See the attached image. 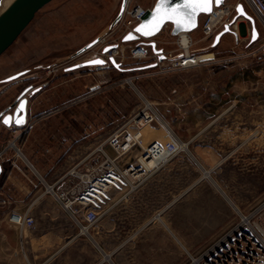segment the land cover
I'll return each mask as SVG.
<instances>
[{"label": "rangeland", "instance_id": "obj_1", "mask_svg": "<svg viewBox=\"0 0 264 264\" xmlns=\"http://www.w3.org/2000/svg\"><path fill=\"white\" fill-rule=\"evenodd\" d=\"M122 1H52L37 13L0 57L1 73L12 69L8 74L11 76L30 70L35 78H19L22 80L20 92L33 85L49 91L43 99L31 96V91L27 95L32 111L37 113L31 118V130L40 122L49 123L44 119L54 118L57 113L88 112L83 106L87 104L85 97L74 99L71 87L64 89L58 84L64 77L71 78L72 74H64L63 68L73 70L71 60L77 57L79 50L103 36L101 42L90 49L96 51L97 57L105 59L109 51L104 49L109 47L124 52L123 63L114 58L119 68L111 63L109 70L97 72L93 65L92 73L98 86L93 98L95 125L86 124L80 142L74 143L72 139L69 149L61 147L63 137H58L60 143L54 142L57 159L61 157L59 161L64 162L71 156L69 160L74 165L110 134L128 124L145 101L151 103L159 120L143 131L145 144L168 141V147H172L170 134L179 145L178 152L164 165L168 164L166 190H159L151 203L140 207L135 200L126 206L130 195L115 197L116 205L112 209L115 212L105 214L93 228L98 235L105 236L98 240V259L100 264H191V256L198 257L215 245L239 222L241 214H251L264 204V25L242 2L255 19L257 39L252 41L251 22L240 17L236 31L233 30L237 35L226 34L216 47L209 48L212 40L204 38L205 15L201 16L198 37L190 34L192 49L199 56L213 54L214 58L205 60L195 69L174 71L165 58L179 49L178 39L170 30L152 39L129 43L122 41L121 24L110 30ZM237 1L226 0L230 5ZM156 2L131 0V7L153 8ZM138 44L149 46L152 56L160 53L164 57L159 62L153 60L154 57L142 61L132 59L130 50ZM155 63L157 66L151 68ZM55 124L54 121L49 127L56 129ZM65 133L66 137L71 136ZM42 137L32 149L46 147L49 137ZM88 140L97 145L89 150L77 148ZM19 148L16 143L10 153L23 163L25 159L17 156ZM107 149L111 156L115 155L110 147ZM134 157L131 162L136 160ZM60 164L52 168L46 178L58 170ZM26 165L29 174H41L32 167L33 163ZM108 223L124 228L111 233L114 236H106Z\"/></svg>", "mask_w": 264, "mask_h": 264}, {"label": "crops", "instance_id": "obj_2", "mask_svg": "<svg viewBox=\"0 0 264 264\" xmlns=\"http://www.w3.org/2000/svg\"><path fill=\"white\" fill-rule=\"evenodd\" d=\"M245 6L247 9H251L248 5L245 4ZM198 32L199 29L190 34L196 38L199 35ZM95 52L90 50L73 58L71 60L74 62L73 70L67 71L69 67L63 68L64 74H72L70 75L71 78L64 77L58 83L64 89L71 87L74 99L79 96L85 97L87 104L83 106L88 108L87 113L81 111L72 114L57 113L54 118L44 119L49 120V123L40 122L31 130L7 128L0 125V264H100L97 245L98 240L105 238V236L98 235L94 229L90 231L88 236H80L78 226L71 215L62 209L53 195L45 192L47 185L54 184L60 175L65 173L74 163L69 160L71 156H68L64 162L59 161L61 157L57 159L58 155L55 152L57 148L54 142H57V138L62 136V142L58 141V143L63 145L61 147L67 146L69 149L70 146L68 145L72 139L75 140L74 143L80 142L82 134L86 131V124L91 125L90 123L96 119L93 98L97 95L98 86H96L95 75L92 73L93 65L81 67V65L98 58ZM1 70L2 68L0 73ZM11 70L8 72L5 70L0 74V114L12 107L19 98L21 93L19 88L22 87L19 83L22 80L18 79L23 77V80H32L35 78L30 70L8 76L11 74ZM16 75H19L17 79L9 81L11 77ZM29 88H31V96H37L39 99H43L49 93L48 90L45 91L40 86L33 85ZM103 89L105 90L106 87ZM86 93L88 95L84 96ZM30 102L28 124L32 125L31 118L35 117L37 113L32 111ZM66 116H71L67 119L72 120V123L68 122ZM54 121L56 122V129L49 127ZM93 124L95 125V123ZM65 132L71 136L66 137ZM42 136L49 137L45 142L47 143L46 147H41L39 150L38 148L32 149L34 143H40V140H43ZM22 137L24 138L21 139ZM16 143H19L20 147L17 149V156L20 152L22 155L20 158L25 159L23 163L10 153ZM95 144L97 145L94 141L88 140L87 143L77 148L85 147V150H89L94 148ZM75 152L76 149L73 153ZM43 157L45 159H42ZM26 162L33 163L32 167L37 168L41 174L36 176L29 174L26 169ZM59 163L61 164L58 170L46 178L49 171ZM168 164L151 174L136 192L128 197L127 207H129L131 200L136 201L137 207L147 205L154 200L155 194L159 190H166L165 183L169 176L165 175V172ZM59 172L60 174H58ZM186 192L187 190L184 191V193ZM114 212L115 210L111 213ZM12 213L19 214L25 220H31L32 223L16 226L9 222ZM118 228L123 229L124 227H119L115 223H108L105 229L108 233L106 236H114L111 233L118 231ZM92 231L94 232L92 233Z\"/></svg>", "mask_w": 264, "mask_h": 264}, {"label": "built area", "instance_id": "obj_3", "mask_svg": "<svg viewBox=\"0 0 264 264\" xmlns=\"http://www.w3.org/2000/svg\"><path fill=\"white\" fill-rule=\"evenodd\" d=\"M245 3L261 19L264 25V0H238L230 5L225 2L220 7H214L205 15L202 32L205 39H211L209 48L213 47L215 37L224 30L226 25H232L237 14L238 4ZM153 8L144 9L141 6L131 7V0L125 9L119 24L124 28L122 36L133 31L141 22L142 17ZM234 26V24H233ZM232 26V29H233ZM172 31V25L166 24L164 30ZM190 45L183 44L182 32L175 36L179 49L174 55L166 56L170 68L174 71H186L200 67L205 60H200L198 52L192 49L193 41L190 33ZM208 49V48H207ZM112 49L102 58V65H95L94 71L102 72L111 68V58L124 62V52ZM206 50V49H205ZM145 44L131 48L130 57L137 60H153L159 62L164 54L155 53ZM159 120V114L154 106L145 101L142 107L134 113L128 124L110 134L109 138L76 162L69 170L52 185H47L45 192L53 195L62 209L73 218L78 226L80 236H88L101 218L112 211L116 205L115 197L127 198L134 193L145 180L159 171L178 152L179 145L173 135H169L172 147L160 142L145 145L142 132L144 128L154 125ZM129 125V126H128ZM30 124L25 129H29ZM18 129V128H17ZM110 147L114 156L108 153ZM137 153L134 157V153ZM134 157L135 161L131 162ZM155 163L151 169H146L141 161ZM9 222L16 226L30 225L31 220H25L21 215L12 213ZM191 264H264V204L251 214L240 215L239 222L227 232L215 245L204 251L200 256H191Z\"/></svg>", "mask_w": 264, "mask_h": 264}, {"label": "water", "instance_id": "obj_4", "mask_svg": "<svg viewBox=\"0 0 264 264\" xmlns=\"http://www.w3.org/2000/svg\"><path fill=\"white\" fill-rule=\"evenodd\" d=\"M52 1L54 0H13L5 9H3L2 5H3L4 0H0V57L16 42V40L20 37V35L32 23L37 13L41 9H43L45 6H47L49 3H51ZM129 1L130 0L122 1L120 12L118 16L115 18V20L112 22L110 26V30H112L114 27H116L121 22L124 16L125 9L129 4ZM183 2L184 0H168L167 7L171 8V7H174L175 5L182 4ZM225 2L226 0H222V3L219 6L213 3L212 10L214 7H220L224 5ZM160 3H161V0H157L153 9L148 11L142 17L141 22L138 23V25L133 29V31L127 33L123 37L122 39L123 43L136 42L141 39H152L162 32L166 24L172 25V31H171L172 36H177L181 32L192 33L193 31L198 29L199 23H200V17L203 15L209 14V13H199L196 16L195 26L187 30L178 28L176 23H174L171 20H164L161 23L160 27L154 32H151L149 35H143L141 32H137L136 29L139 28L141 25H148L149 21L153 20V16L156 14L157 6ZM237 9H243V14H241ZM237 9H236L237 15L235 16L233 20V24H235L238 18L240 17H244L245 19L249 20L253 28L252 41H255L258 37V31L256 29L255 19L247 13L243 4H238ZM233 24L226 25L224 30L215 37L213 47H216L220 43V40L222 39V37L225 36L226 34L232 33V34L237 35L236 32H234L232 29ZM254 31H255V38H253ZM129 36H131L132 39H128ZM102 39H103V36L96 38L94 41L90 42L88 45H86L81 50H79L76 53L75 57L94 48L96 45H98L101 42ZM152 46L155 47V44L153 43ZM112 48L113 47L107 48L105 52L109 51ZM95 60H102V59H95ZM160 60H162V57L160 58ZM110 61L115 67L117 68L120 67V65L116 63L114 58H111ZM91 62L86 63L85 65H81V67L88 66V65H96ZM156 66H157L156 63L150 65L151 68H154ZM18 77L19 75L13 76L9 79V81H13L17 79ZM30 91H31V88L25 89L12 107L1 112L0 125H4L7 128L14 127L18 129H25L28 126L29 98L27 95ZM11 111L12 113H10ZM18 119L21 121L20 123L16 122ZM5 120H9V123L6 124L4 122Z\"/></svg>", "mask_w": 264, "mask_h": 264}, {"label": "snow or ice", "instance_id": "obj_5", "mask_svg": "<svg viewBox=\"0 0 264 264\" xmlns=\"http://www.w3.org/2000/svg\"><path fill=\"white\" fill-rule=\"evenodd\" d=\"M213 3L219 6L222 0H184L182 4L175 5L168 8V0H161V3L157 6L156 14L153 16V20L149 21L148 25H141L136 29L137 32H141L143 35H149L151 32L157 30L164 20H171L176 23L178 28L187 30L195 26L196 16L199 13H210ZM243 14V9H237ZM253 38H255V31L253 32ZM128 39H132L131 36ZM91 63L96 65H102L104 61L95 60ZM23 107V106H22ZM6 124L9 120L4 121ZM20 123L18 119L16 121Z\"/></svg>", "mask_w": 264, "mask_h": 264}, {"label": "bare ground", "instance_id": "obj_6", "mask_svg": "<svg viewBox=\"0 0 264 264\" xmlns=\"http://www.w3.org/2000/svg\"><path fill=\"white\" fill-rule=\"evenodd\" d=\"M13 0H4V2H3V5H2V8L3 9H5L11 2H12ZM242 18V17H241ZM244 18V17H243ZM240 20V19H239ZM238 20V21H239ZM238 21H236V23L234 24V26H233V30L234 31H236L235 30V25L238 23ZM182 36H183V44L184 45H186L187 47L190 45V40H189V37H187L186 35H185V32H182ZM212 58H214V56H213V54H205V55H201L200 56V60H210V59H212ZM148 127H151V126H148ZM148 127H146V128H148ZM146 128H144V130L146 129ZM143 130V131H144ZM142 135H143V132H142ZM144 139H145V137H144V135H143V141H144ZM153 142H157V141H153ZM168 142V141H167ZM167 142H162L161 144H163L164 146H168L167 145ZM144 145L143 146H145L146 144H145V142L143 143ZM18 156L19 157H22V155H21V153L19 152L18 153ZM142 162V164H143V166L146 168V169H151V167H153L154 165H155V163L154 162H152V161H141Z\"/></svg>", "mask_w": 264, "mask_h": 264}]
</instances>
